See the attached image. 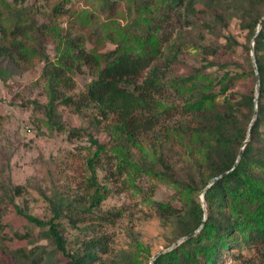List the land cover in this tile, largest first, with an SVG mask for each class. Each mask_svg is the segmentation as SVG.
Returning <instances> with one entry per match:
<instances>
[{
    "label": "trees",
    "instance_id": "1",
    "mask_svg": "<svg viewBox=\"0 0 264 264\" xmlns=\"http://www.w3.org/2000/svg\"><path fill=\"white\" fill-rule=\"evenodd\" d=\"M67 1L54 3L50 15L67 13ZM121 1L101 0V6L104 12L116 11ZM198 4L205 7H198ZM132 7L138 16L128 28L133 32L126 28L120 30L113 39L115 47L102 50L103 44L86 47V38L80 33L63 38L53 25L45 21L38 23L33 14L35 10L30 7L28 11L24 0H0V59H8L21 67L30 65L33 59L44 60L42 74L47 78L48 101L45 105L32 101L37 109L51 115L57 104L72 106L77 111L94 107V120L99 122L113 117L111 136L124 138L132 144L139 143V137L155 130L159 124L165 131L169 130V123L161 121L162 115L167 117L171 108L176 107L167 105L164 100L168 86L181 95L189 92L182 105L185 119L172 127L180 132L178 138H191L192 169L184 178H179L161 157L158 162L162 163L163 169L144 168L180 195L183 201L180 209L162 202L157 203V208L160 217L174 222L176 236H183L197 229L202 221L203 207L197 195L212 176L232 167L246 138L248 123L254 113L253 90L233 93L229 89L239 80H255V74L249 45L246 46L248 69L226 71L216 80L220 84L218 90L213 89L216 83L201 68H194L186 75L171 73L169 68L178 62L181 48L171 43L162 49L154 13L164 16L169 11H176L183 14L187 24H194L201 19L198 14H205L209 8L208 15L215 21L237 17L240 26L249 36H254L264 14V0H132ZM86 17L88 20L94 18L92 12ZM136 26L140 32L134 31ZM52 31L57 44L53 60L45 46L47 35ZM97 34L96 30L90 33L101 42ZM50 39L53 40L52 36ZM202 48L207 54L216 52V48ZM253 49L260 87L257 115L249 128L250 138L235 168L205 189L207 217L201 229L171 250L160 253L153 264H222L224 252L233 254L232 248L241 251L255 245L264 246V22L255 35ZM82 66L90 74L86 87L77 94L66 93L74 86L71 75L80 72ZM76 131L79 129L70 130L79 135ZM88 138L95 146V158L106 150L98 138L90 133ZM114 150L122 155L129 153L123 149V144ZM133 166L134 170L140 169ZM91 180L95 188L89 196L88 206L82 199H76L80 206L76 208L71 201L56 197L49 201L47 217L16 209L28 222L42 228L48 242V248L41 244L31 249H18L29 264H57V253L67 257L63 264H94L103 244L101 237L85 240L81 246L67 251L61 233V218L67 217L75 225L80 218L78 212L90 211L104 198L102 186L95 176ZM103 214L108 222H114L120 216L119 210H107ZM235 255L237 258L241 253ZM130 259L120 256L122 262Z\"/></svg>",
    "mask_w": 264,
    "mask_h": 264
},
{
    "label": "rangeland",
    "instance_id": "2",
    "mask_svg": "<svg viewBox=\"0 0 264 264\" xmlns=\"http://www.w3.org/2000/svg\"><path fill=\"white\" fill-rule=\"evenodd\" d=\"M57 1L24 0V5L28 11L30 7L35 10L33 14L38 23L45 21L53 25L63 38L80 33L86 38L88 48L102 44V50L115 47L114 36L125 28L133 32L128 28L138 17L132 0H122L115 12H104L101 0H68L65 3L68 12L52 16L51 6ZM89 12L97 20H88ZM208 13L209 8L205 14L199 13L201 19L194 24H187L183 14L176 11L164 16H159V12L154 14L162 49L171 43L181 48L178 62L170 66V72L186 75L194 68H201L216 83L213 89L218 90L220 84L216 80L226 71L248 69L246 46L249 45L251 58L253 35L249 36L240 26L237 17H225L217 22ZM94 30L101 42L90 35ZM134 31L140 32V29L136 26ZM47 37L46 52L53 60L57 51L53 31ZM204 46L208 50L216 48V52L207 54ZM44 63L33 59L30 65L21 67L8 59H0V264H29L18 249L48 244L42 228L28 222L17 213V208L43 218L50 214L49 201L56 197L71 201L76 208L80 207L76 199H82L88 206L95 188L91 180L94 176L102 186L104 198L90 211L78 212L80 218L75 225L67 217L61 218L66 250L72 251L83 241L99 236L103 244L94 264H150L157 251L170 247L182 237L176 236L173 221L160 217L157 203H170L180 209L183 201L171 187L144 168L163 169L158 162L161 157L179 178H184L192 169L191 138H178L180 132L172 127L185 119L182 105L189 92L181 95L168 86L164 100L176 107L171 108L167 117L162 115L161 121L169 123V130L165 131L159 124L155 130L139 137V143L132 144L111 136L113 117L94 120V107L77 111L72 106L57 104L51 115L37 109L32 101L42 105L48 101L47 78L42 74ZM71 76L74 86L65 91L68 94H77L90 79L84 66ZM255 84L254 79L245 78L229 91L253 90L254 93ZM71 129H79L76 131L79 135L71 133ZM89 133L105 144L106 150L96 158ZM119 144L129 151L127 155L114 150ZM133 164L140 169L134 170ZM201 191L197 195L199 201ZM107 210H119L120 216L108 222L103 218ZM232 250L234 255L224 252L222 264H264V246ZM236 253L241 255L235 258ZM122 255L132 259L122 262ZM55 258L57 264L67 259L63 253L55 254Z\"/></svg>",
    "mask_w": 264,
    "mask_h": 264
},
{
    "label": "water",
    "instance_id": "3",
    "mask_svg": "<svg viewBox=\"0 0 264 264\" xmlns=\"http://www.w3.org/2000/svg\"><path fill=\"white\" fill-rule=\"evenodd\" d=\"M264 22V14L263 16L260 18L259 22H258V25H257V29L255 31V35L259 32V29L261 28L262 24ZM255 35L253 36V39H252V46H251V60H252V64H253V68H254V74H255V81H256V84H255V91H254V113H253V117L248 125V130H247V133H246V138L243 140L242 142V145L240 147V150L238 152V155H237V158L235 160V162L233 163L232 167L226 171H223L221 173H218L214 176H212L207 185L202 189L201 191V204H202V207H203V218H202V221L199 225V227L197 229H195L194 231H192L191 233L189 234H186V235H183L182 237H180L177 241H175L170 247L168 248H163L159 251H157L150 259V264H153V261L155 260V258L162 252H165V251H168V250H171L172 248H174L175 246H177L181 241H183L184 239H186L188 236L194 234L195 232H198L202 225L204 224V221L207 217V209H206V201L204 199V191L205 189L211 185L213 182H215L216 180L222 178L223 176L227 175L228 173H230L236 166L237 162L239 161L240 157H241V154H242V150H243V147L244 145L248 142L249 138H250V135H249V128L251 126V124L253 123V121L255 120L256 118V115H257V109H256V106H257V100H258V94H259V87H260V82H259V73H258V67H257V63H256V60H255V56H254V50H253V43H254V39H255Z\"/></svg>",
    "mask_w": 264,
    "mask_h": 264
}]
</instances>
